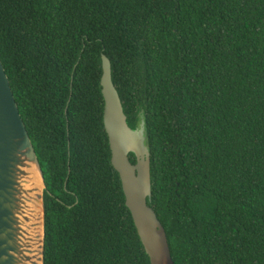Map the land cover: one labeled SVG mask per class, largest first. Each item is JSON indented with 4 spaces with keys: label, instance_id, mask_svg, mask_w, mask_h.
Here are the masks:
<instances>
[{
    "label": "trees",
    "instance_id": "trees-1",
    "mask_svg": "<svg viewBox=\"0 0 264 264\" xmlns=\"http://www.w3.org/2000/svg\"><path fill=\"white\" fill-rule=\"evenodd\" d=\"M103 53L130 126L146 117L175 264H264V0H0L45 264H150L112 164Z\"/></svg>",
    "mask_w": 264,
    "mask_h": 264
},
{
    "label": "water",
    "instance_id": "water-1",
    "mask_svg": "<svg viewBox=\"0 0 264 264\" xmlns=\"http://www.w3.org/2000/svg\"><path fill=\"white\" fill-rule=\"evenodd\" d=\"M104 124L129 208L150 264H175L152 202L151 141L143 112L131 127L102 54ZM136 161L131 160V155ZM45 175L0 57V264H45Z\"/></svg>",
    "mask_w": 264,
    "mask_h": 264
}]
</instances>
